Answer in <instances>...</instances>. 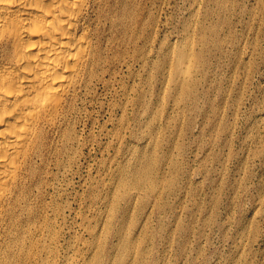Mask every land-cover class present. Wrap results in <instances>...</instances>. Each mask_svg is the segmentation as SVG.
Returning <instances> with one entry per match:
<instances>
[{
	"label": "rangeland",
	"instance_id": "374dc122",
	"mask_svg": "<svg viewBox=\"0 0 264 264\" xmlns=\"http://www.w3.org/2000/svg\"><path fill=\"white\" fill-rule=\"evenodd\" d=\"M124 7L100 20L106 73L50 155L49 248L59 264H264V0Z\"/></svg>",
	"mask_w": 264,
	"mask_h": 264
},
{
	"label": "bare ground",
	"instance_id": "6f19581e",
	"mask_svg": "<svg viewBox=\"0 0 264 264\" xmlns=\"http://www.w3.org/2000/svg\"><path fill=\"white\" fill-rule=\"evenodd\" d=\"M126 2L0 0V264H59L42 199L56 188L50 155L72 143L80 94L106 73L99 22Z\"/></svg>",
	"mask_w": 264,
	"mask_h": 264
}]
</instances>
